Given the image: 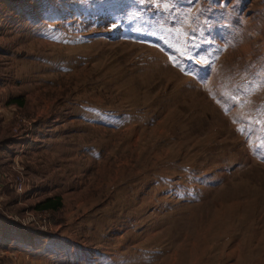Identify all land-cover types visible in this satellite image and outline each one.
Masks as SVG:
<instances>
[{"label": "rangeland", "instance_id": "374dc122", "mask_svg": "<svg viewBox=\"0 0 264 264\" xmlns=\"http://www.w3.org/2000/svg\"><path fill=\"white\" fill-rule=\"evenodd\" d=\"M0 243L264 264V0H0Z\"/></svg>", "mask_w": 264, "mask_h": 264}, {"label": "trees", "instance_id": "16d2710c", "mask_svg": "<svg viewBox=\"0 0 264 264\" xmlns=\"http://www.w3.org/2000/svg\"><path fill=\"white\" fill-rule=\"evenodd\" d=\"M10 104L12 105H23L21 100L19 99H12L10 101ZM63 207L62 198L60 196L54 197V198H46L42 202L36 205V210L38 211H52L57 212Z\"/></svg>", "mask_w": 264, "mask_h": 264}, {"label": "crops", "instance_id": "0c3cea01", "mask_svg": "<svg viewBox=\"0 0 264 264\" xmlns=\"http://www.w3.org/2000/svg\"><path fill=\"white\" fill-rule=\"evenodd\" d=\"M13 245H4L2 243H0V254H7V253H12L15 254L16 252L13 250ZM15 249V248H14Z\"/></svg>", "mask_w": 264, "mask_h": 264}, {"label": "built area", "instance_id": "2783aa9c", "mask_svg": "<svg viewBox=\"0 0 264 264\" xmlns=\"http://www.w3.org/2000/svg\"><path fill=\"white\" fill-rule=\"evenodd\" d=\"M24 184H25V183H23V182H20V183H19V188H20V191H22V190H23V188H24Z\"/></svg>", "mask_w": 264, "mask_h": 264}]
</instances>
